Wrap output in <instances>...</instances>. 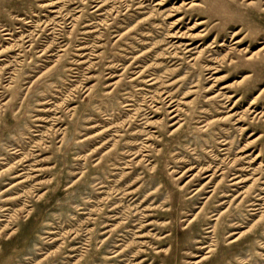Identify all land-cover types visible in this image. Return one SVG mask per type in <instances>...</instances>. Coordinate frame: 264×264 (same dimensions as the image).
Segmentation results:
<instances>
[{
	"label": "rangeland",
	"instance_id": "374dc122",
	"mask_svg": "<svg viewBox=\"0 0 264 264\" xmlns=\"http://www.w3.org/2000/svg\"><path fill=\"white\" fill-rule=\"evenodd\" d=\"M263 45L264 0H0V264H264Z\"/></svg>",
	"mask_w": 264,
	"mask_h": 264
},
{
	"label": "bare ground",
	"instance_id": "6f19581e",
	"mask_svg": "<svg viewBox=\"0 0 264 264\" xmlns=\"http://www.w3.org/2000/svg\"><path fill=\"white\" fill-rule=\"evenodd\" d=\"M187 3H189L190 5L189 6H191V3L190 2H187ZM247 4H250V2H248ZM188 6V7H189ZM201 22H197V24H200ZM238 35V32H237V30L236 31H233L232 33H231V37H234V36H237ZM241 42V39H237V40H235L234 41V43H236V44H238V43H240ZM262 47V49L264 50V45L263 46H261ZM256 52V51H255ZM229 53H231L230 52V50L228 51V53L226 54V55H229ZM229 57H230V55H229ZM254 58H260L259 56H258V53H251V54H248V56L245 58V60H253ZM231 60H232V58H230ZM214 69L216 68V67H213ZM249 76H251L250 74H247L245 77H249ZM261 93V92H260ZM173 111V110H172ZM207 170H209V169H206V171ZM215 171H217V170H214L209 176H213V175H215ZM209 180H207V182H208Z\"/></svg>",
	"mask_w": 264,
	"mask_h": 264
}]
</instances>
